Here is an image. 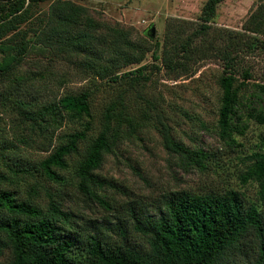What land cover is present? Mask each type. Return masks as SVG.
Here are the masks:
<instances>
[{"label": "trees", "instance_id": "trees-1", "mask_svg": "<svg viewBox=\"0 0 264 264\" xmlns=\"http://www.w3.org/2000/svg\"><path fill=\"white\" fill-rule=\"evenodd\" d=\"M42 1L49 0H0V108L15 115L20 130L17 141L0 143L5 167H0V264H264V139L257 150L241 157L239 188L170 189L150 202L110 197L105 191L117 182L99 172L107 156L126 140H143L151 127L158 129L163 145L178 156L186 172L213 168L220 176V168L227 167L217 152L177 138L164 99L158 105L133 86L108 94L96 121L97 92L149 76L143 73L146 66L134 73L131 69L145 57L144 51L138 52L142 45L122 29L101 23L74 0H52L49 10L36 17L31 39L53 55L45 69L21 73L33 29L24 25ZM222 1L206 0L195 26L186 28L188 20L169 19L153 56L164 68L185 74H193L206 59L221 61L214 124L223 145L237 151L242 146L238 137L247 133L251 120L264 125V83L254 78L247 60L264 49V0L243 31L214 25ZM56 60L73 65L76 77L89 79V84L44 101L29 91L26 81L50 80L46 74ZM66 76L61 80H68ZM23 84L28 86L26 97L16 96L15 85ZM181 113L208 129L199 116ZM35 145L49 153L32 163L24 151ZM29 179L21 195L15 188ZM251 184L258 188L257 202L247 201L241 190ZM120 192L129 196L126 189ZM73 193L97 200L110 216L79 221L68 206Z\"/></svg>", "mask_w": 264, "mask_h": 264}, {"label": "rangeland", "instance_id": "rangeland-1", "mask_svg": "<svg viewBox=\"0 0 264 264\" xmlns=\"http://www.w3.org/2000/svg\"><path fill=\"white\" fill-rule=\"evenodd\" d=\"M88 8V13L105 25L115 26L127 32L131 39L142 45L138 52L145 57L141 63L134 66L132 73L139 71L141 66H146L143 73L149 76L148 79L130 82L125 80L123 85L112 84L105 90L97 92L94 96V109L96 121L100 119L101 108L107 100V95L113 94V90L119 87L133 86V91H144L157 99L158 105H162V98L167 105L163 108L168 110V114L173 116L172 122L175 128V135L183 142L204 147L205 150L217 152L220 163L227 167L226 171L221 170L217 175L213 168L206 172L192 170L186 172L178 165V156L165 148L162 136L157 128H148L142 134L143 140L134 139L122 142L119 149L108 155L103 167L99 172L106 178L117 182L116 187L108 186L105 191L110 197L127 200L143 199L147 202L157 199L159 195L170 189H187L197 192L211 189H222L227 185L235 188L238 186V173L243 167L241 157L258 149L261 140L264 139V125L253 120L249 122V128L245 135L238 139L242 146L233 151L226 147L220 139L216 129V113L218 109V97L220 88L217 82L220 76L221 61L218 59H206L201 64L196 65L193 74H185L180 70H169L164 68L161 60H156L155 49L156 40H162L166 30V23L169 19L175 21H186V28L195 26L202 13L206 0H74ZM263 0H224L217 6V16L214 25L243 31L252 14L260 6ZM52 0L38 2L34 7L35 15L25 24V27H33L29 33L31 39L37 23L36 17L48 11ZM174 21V20H172ZM155 26V36L150 38L149 28ZM193 30L190 28L189 31ZM264 39V35H260ZM32 40V39H31ZM52 51L41 44L27 43L24 50V62L19 70L22 72L39 71L45 69ZM158 55V54H157ZM249 64L252 66L254 78L257 82L264 83V49L256 50L248 56ZM54 63V64H53ZM52 65H56L46 74L50 80H38L34 83L28 78L26 83L30 86L29 91L44 101H50L66 93L78 92L85 89L89 84V79L76 77V70L73 65L56 60ZM42 67V69H41ZM19 74L18 69L16 70ZM25 72V73H27ZM67 75L69 79L64 81L61 78ZM136 75V74H135ZM66 76V78H67ZM73 76V77H72ZM127 81V82H126ZM31 82L33 85H30ZM114 83V82H113ZM26 84L18 89L16 96L26 97ZM7 88V86H6ZM14 88V89H15ZM23 88V92L21 90ZM118 88V89H119ZM134 94V92H133ZM162 97V98H161ZM132 99H134L131 96ZM140 102V101H139ZM10 109L11 107L8 106ZM132 107L135 109L134 104ZM175 108V109H174ZM176 109L179 113H175ZM187 111L192 116H199L202 121L208 123V129L202 128L200 122L193 117L185 116L180 112ZM7 110V109H5ZM0 143L5 139L17 141L20 130L17 129L18 120L9 110L3 111L0 108ZM39 141V140H38ZM41 145L27 147L25 149L26 158L33 162H38L49 152L40 150ZM118 152V153H117ZM0 167L5 169L0 160ZM70 176V172H63ZM29 179L22 182L15 189L24 195L30 186ZM3 186V185H2ZM126 189L129 196H124L120 191ZM246 196V200L257 202L256 184L248 185L241 189ZM44 198V194L39 200ZM68 206L74 209L80 218L103 219L110 216L105 207L97 200H86L83 195L74 194L73 199L68 200ZM151 214L154 211L150 212Z\"/></svg>", "mask_w": 264, "mask_h": 264}, {"label": "water", "instance_id": "water-1", "mask_svg": "<svg viewBox=\"0 0 264 264\" xmlns=\"http://www.w3.org/2000/svg\"><path fill=\"white\" fill-rule=\"evenodd\" d=\"M148 31H149V34H150L151 37L155 36V33H156L155 26H151Z\"/></svg>", "mask_w": 264, "mask_h": 264}]
</instances>
